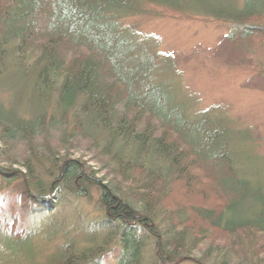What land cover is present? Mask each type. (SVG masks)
I'll use <instances>...</instances> for the list:
<instances>
[{
  "label": "trees",
  "instance_id": "trees-1",
  "mask_svg": "<svg viewBox=\"0 0 264 264\" xmlns=\"http://www.w3.org/2000/svg\"><path fill=\"white\" fill-rule=\"evenodd\" d=\"M138 1L0 0V187L21 178L19 203L41 213L55 209L49 187L57 179L78 195L97 190L99 204L119 224L120 257L113 264H144L147 258L177 264L191 256L196 264H264V191L238 175L220 115L191 116L173 88L152 81V56L123 26L139 11ZM147 1L228 21L235 26L230 38L264 32L257 24L264 23V0ZM27 52L37 54L33 63L23 61ZM14 53L12 71L5 72ZM27 76L38 108L25 118L4 106L1 91ZM53 95L56 113L48 115ZM55 125L60 142L54 145L64 153L47 141ZM82 141L96 152L101 176L67 152ZM19 144L25 147L21 155L13 152L20 153ZM37 166L50 184L37 176ZM173 188L185 201L201 203L210 194L225 199L219 207L179 200L166 207L163 198ZM0 218L1 239L27 248L18 218ZM207 230L224 234L226 244L201 243ZM84 237L89 244L67 240L47 264H80L99 255L93 234Z\"/></svg>",
  "mask_w": 264,
  "mask_h": 264
},
{
  "label": "rangeland",
  "instance_id": "rangeland-1",
  "mask_svg": "<svg viewBox=\"0 0 264 264\" xmlns=\"http://www.w3.org/2000/svg\"><path fill=\"white\" fill-rule=\"evenodd\" d=\"M138 4L139 11L126 17L123 26L132 31L135 42L152 56V81H162L173 88L177 101L186 106L191 116L220 115L230 131L228 145L238 175L264 191V32L260 31L253 37L237 35L230 38L229 33L235 26L228 21L181 12L147 0H139ZM257 24L264 27L261 20ZM36 55L35 52L24 53L23 61L33 63ZM14 58L15 53L4 66L5 72L12 71ZM11 82L1 91L4 106L13 108L19 116H32L38 108L34 106L35 100H31L34 91L32 77L27 76L23 81L18 79L9 85ZM54 103L55 95L46 106L48 115L56 113ZM58 127L55 125L51 129L47 141L53 150L63 152L65 148L54 145L59 140ZM43 136L39 134V144L44 142ZM75 144L72 151L67 152L74 157L81 156L87 163L88 173L98 171L97 177L101 176L104 170L99 165L96 152L87 147L86 141ZM24 149V145L19 144L17 150L20 153L13 152L21 155ZM45 165L49 166V163ZM42 168L37 166L35 172L48 185L50 177ZM20 181L18 177L8 182L1 181L0 215H7L9 221L11 217L18 218L17 223L26 229L29 242L27 248H14L16 244L2 240L0 233V264H47L55 255L56 248L67 240H75L78 247L89 244L84 237L86 233L93 234V243H97L100 251L99 255L94 254L80 264H97L99 258L104 264H113L120 257L119 224L99 204L97 190L89 188L85 195H78L57 179L49 187V198L55 209L49 213L31 212L25 208L27 205L19 203ZM79 186L83 191L84 188ZM38 199L33 204L35 209ZM223 199L210 194L202 204L199 199L186 201L219 207ZM176 200L186 202L173 188L164 196L162 203L170 207ZM129 225L135 223L129 222ZM139 236H146V232L140 231ZM225 239L221 232L207 230L201 243L226 244ZM145 241L150 254L153 239L150 236ZM191 257L177 264H196V257ZM164 263L147 258L144 264Z\"/></svg>",
  "mask_w": 264,
  "mask_h": 264
}]
</instances>
